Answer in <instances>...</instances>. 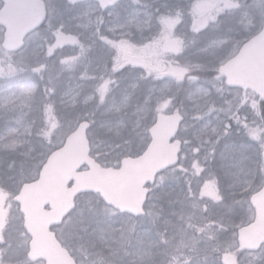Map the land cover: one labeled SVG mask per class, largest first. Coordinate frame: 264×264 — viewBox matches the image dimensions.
Wrapping results in <instances>:
<instances>
[{
  "label": "rangeland",
  "instance_id": "1",
  "mask_svg": "<svg viewBox=\"0 0 264 264\" xmlns=\"http://www.w3.org/2000/svg\"><path fill=\"white\" fill-rule=\"evenodd\" d=\"M42 2L46 23L19 52L1 48L0 27V264L28 262L29 237L14 198L78 123L90 122V151L102 166L117 168L121 159L139 156L167 106L164 98L180 97L176 78L168 75L161 83L158 74L178 61L191 63L189 38L205 25L202 32L211 39L195 48V59L220 66L264 21V0H125L105 12L92 2ZM172 41L182 57L163 52ZM132 57L145 60L146 68L134 72ZM188 79L182 97L196 110L211 91ZM227 96L246 99L245 118L256 119L257 98L237 91ZM184 115V127L194 132L178 137L186 143L183 166L191 174L178 168L158 176L145 215L135 220L97 196L79 197L54 229L78 264H222L231 253L241 264H264V246L247 254L236 243V231L254 222L249 199L264 184V104L263 134L249 121L245 137H234L246 141L241 145L232 143L233 136L222 142L219 124L201 123L202 113ZM209 188L220 202L208 200Z\"/></svg>",
  "mask_w": 264,
  "mask_h": 264
},
{
  "label": "water",
  "instance_id": "2",
  "mask_svg": "<svg viewBox=\"0 0 264 264\" xmlns=\"http://www.w3.org/2000/svg\"><path fill=\"white\" fill-rule=\"evenodd\" d=\"M94 1L103 11L122 0H66L70 5ZM0 25L4 28L2 48L18 51L24 37L45 20L41 0H1ZM137 61V60H133ZM139 62V61H137ZM226 85L250 90L264 101V24L238 53L221 69ZM179 116L158 117L150 129L151 142L136 158H124L118 169L101 168L89 157L87 122L78 124L41 166L38 177L22 185L14 200L23 215V225L30 236L27 257L43 259L44 264H75L74 259L55 238L52 227L59 226L74 208V199L92 193L109 207L132 217L144 214L147 185L176 161L178 144L169 145L180 122ZM264 162V150L262 154ZM85 167V170H81ZM255 221L237 232L240 249L254 251L264 244V186L250 199ZM224 264H236L233 256Z\"/></svg>",
  "mask_w": 264,
  "mask_h": 264
},
{
  "label": "flooded vegetation",
  "instance_id": "3",
  "mask_svg": "<svg viewBox=\"0 0 264 264\" xmlns=\"http://www.w3.org/2000/svg\"><path fill=\"white\" fill-rule=\"evenodd\" d=\"M205 28V25L202 26V28L200 30H197V33L195 34L194 37H190L189 38V45H187V47L191 48V54L190 56L192 57V59L190 58V62L189 64H187L185 61L181 60L178 61V64L176 66H170L169 67H163L164 71L160 72L158 75L160 77H163L161 79V83L164 81L163 79H166V77L168 75L173 76L174 78H176V84L175 87L178 88V92H180V97L176 96L174 93L171 96L168 97V95L164 98V101L167 103V106L165 107V110L163 111L162 114L157 115L155 120L157 119V117L159 116H173V115H178L181 117L180 122L177 126V129L172 137V139L170 140L169 143H177L178 144V155H177V161L176 163L169 169L165 170L169 171L171 169H178L180 168L178 171L182 172V174H186V176H189L191 173L186 171L183 165L184 163V158H183V151L185 148V142L184 140L180 139L178 136H181L183 134H189L190 132H194V129L191 127H184V122L186 121V116L184 115L186 113V111L191 114V115H199V113L203 114V118L200 120L201 123L207 122V121H211L214 122L216 121L219 126H218V130L216 135H219L220 137H222V142L225 139V137H232L233 136V142L235 145H241L244 144L246 141L240 140L237 141L235 140L236 137H245L246 132L249 130L247 129V124L249 123V121L253 122L255 121V131L258 133V135H262L263 134V123H262V107H263V103L262 101H258L256 102V108H257V113H256V119H253L252 117L249 118H245L248 117L247 116V102L246 99L244 98H239L237 101H232L231 97H228V92L229 91H237V92H242L245 93L243 91H240L238 89H232L229 88L225 85V79L222 75H218L220 74V70L222 68V66L229 60L231 59L240 49V47L247 41L249 40L251 37L245 39V40H241L242 42L237 46L238 48L234 51L231 52L232 54L229 55V58L224 61L223 64H221L220 66H216L210 63H200L198 62L197 59H195L198 54H195V48L200 47V44L203 43L204 41H206L207 39H211L209 38L211 33L208 34H204V32H202V30ZM208 29V28H205ZM216 36V35H215ZM67 41L71 43V40L67 38ZM74 45V43H71ZM163 52L167 55H171V56H178V57H182L184 54L180 53V44L177 43L176 41H172L171 44L167 45L164 49ZM164 54L163 57H166V55ZM163 55V53H161V56ZM133 59H137L139 62L134 61ZM130 63L132 65V69L134 72H138L141 71L142 69L146 68V64H145V60H143L142 58H137V57H132L130 59ZM163 63H166L165 60H163ZM167 64V63H166ZM167 66V65H166ZM169 68V69H168ZM206 75H205V74ZM217 74V75H215ZM189 76L192 77V79H197L196 83L198 85L203 86L204 88H206L208 91L210 90L211 92H208L209 96L207 97V99H205L204 103L203 101L200 103V107L195 108L196 110H194V108H192L193 104L190 102H187V100L184 99V97H182V92H187L190 88V86H188L189 80ZM197 76V77H195ZM218 76V83H208L210 82L214 77ZM207 78V79H206ZM208 78H210V81ZM150 78L146 79L143 78L142 81H145L146 83H148L151 80H149ZM136 81H139V78H137ZM134 82V80H133ZM208 84H205V83ZM142 83V82H141ZM149 87V85H147V88ZM218 89V90H217ZM214 92H216L217 94H214ZM255 98V97H254ZM256 99V98H255ZM259 100V99H258ZM232 105H234V107L232 108ZM204 113H208V115L210 114V116H214L216 115V117L209 119L207 118L208 115L206 116ZM199 116H195V118H199ZM248 119V120H247ZM155 120L153 121L152 125L150 126L149 130H148V134L150 137V129L153 126V124L155 123ZM85 121V120H84ZM88 121V120H86ZM89 122V121H88ZM215 122V123H216ZM91 126V125H90ZM186 131V132H185ZM235 137V138H234ZM151 138L148 141V144L150 143ZM147 144V145H148ZM264 147V146H263ZM263 149V148H262ZM210 154V152H209ZM211 155L214 156V152H211ZM210 160V158L208 159ZM202 162V160H200ZM200 161L198 162V164L200 163ZM201 164H199L200 166ZM204 165V164H203ZM200 169H204V167L201 165V167H199V174H202ZM163 172V173H164ZM199 178V177H197ZM263 186V185H262ZM207 196H208V200L211 201L212 203L215 202H220L221 200V196L218 192H215L214 188H209L208 192H207ZM236 243L238 244L237 240ZM260 249V248H258ZM256 249V251L258 250ZM238 250L240 252H245L247 254H252L249 253L245 250H241L239 248L238 245ZM255 251V252H256ZM27 255V254H26ZM228 255H232L233 256V261L236 264H241L240 261H238L237 255L234 253L228 254ZM227 255H225L224 257H226ZM223 257V258H224ZM223 258L221 260V263L223 264ZM28 260V259H27ZM26 264H44V262L42 260H37V261H29L26 262ZM78 264V263H77Z\"/></svg>",
  "mask_w": 264,
  "mask_h": 264
},
{
  "label": "bare ground",
  "instance_id": "4",
  "mask_svg": "<svg viewBox=\"0 0 264 264\" xmlns=\"http://www.w3.org/2000/svg\"><path fill=\"white\" fill-rule=\"evenodd\" d=\"M18 52H19V51H18ZM236 54H237V53H236ZM236 54H235V55H236ZM235 55H234V56H235ZM234 56H233V57H234ZM233 57H232V58H233ZM88 143H89V148H90V142H89V139H88Z\"/></svg>",
  "mask_w": 264,
  "mask_h": 264
}]
</instances>
